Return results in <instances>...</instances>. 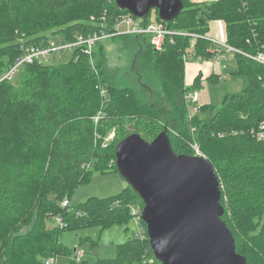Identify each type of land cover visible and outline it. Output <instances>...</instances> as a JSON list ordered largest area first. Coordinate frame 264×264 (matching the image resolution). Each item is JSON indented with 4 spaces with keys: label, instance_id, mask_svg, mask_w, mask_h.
<instances>
[{
    "label": "trees",
    "instance_id": "16d2710c",
    "mask_svg": "<svg viewBox=\"0 0 264 264\" xmlns=\"http://www.w3.org/2000/svg\"><path fill=\"white\" fill-rule=\"evenodd\" d=\"M182 2V12L165 22L166 27L197 35L196 39L167 37L163 48L156 50L141 35L116 38L125 39L121 42L124 49L144 44L161 62L158 72L176 120L181 122L175 137L167 133L174 153L194 156L187 144L189 137L200 142L201 149L213 144L225 153L221 170L208 158L222 184L223 220L233 233L237 252L248 264H264V233H250L264 214V63L256 60L259 54L264 55V0ZM196 6L197 10H192ZM91 8L99 13L97 24L90 22ZM128 13L119 10L115 0H0V73L25 48L46 44L49 37L45 33L59 22H66L65 40L72 42L78 36L100 34L105 26L113 32L117 19ZM156 17L161 21L158 12ZM214 20L226 23L227 43L236 50L238 74L246 76L248 82L240 92L223 96L221 107L209 122L204 124L196 116L188 123L186 95L198 91L201 83L196 80L185 87L183 56L194 40L197 57L212 56L206 35ZM104 41L99 40L93 51L94 66L80 49L68 63L25 65L29 90L23 98L17 97L19 86L13 82L0 84V264H76L75 249L62 243V232L125 224L131 219V204L144 207L131 186L113 198L92 197L77 207L62 206L66 198L71 199L75 187L94 172L110 173L108 165L119 173L117 162L110 164L108 160L116 159V147L123 139L139 134L152 142L166 131L161 112L142 103L137 92L124 86L117 71L107 65ZM142 50L136 59L146 57L145 48ZM121 98L131 99L139 112L133 109L122 118L127 106ZM147 108L150 114L145 113ZM207 108L200 107V113H206ZM114 128L118 136L107 140L106 134ZM105 162L108 164L102 167ZM51 218L56 222L53 228L47 225ZM27 226L30 229L22 234ZM134 263L162 264L155 258L148 237L132 236L117 247L116 258L96 262Z\"/></svg>",
    "mask_w": 264,
    "mask_h": 264
},
{
    "label": "water",
    "instance_id": "95a60500",
    "mask_svg": "<svg viewBox=\"0 0 264 264\" xmlns=\"http://www.w3.org/2000/svg\"><path fill=\"white\" fill-rule=\"evenodd\" d=\"M119 10L146 20L152 10L175 20L182 0H115ZM117 169L143 201L142 220L162 264H248L223 220L222 186L212 163L177 155L166 131L152 142L139 134L116 147Z\"/></svg>",
    "mask_w": 264,
    "mask_h": 264
},
{
    "label": "rangeland",
    "instance_id": "374dc122",
    "mask_svg": "<svg viewBox=\"0 0 264 264\" xmlns=\"http://www.w3.org/2000/svg\"><path fill=\"white\" fill-rule=\"evenodd\" d=\"M197 8L198 6L194 7L192 10H197ZM75 14L80 15L78 12H76ZM75 14L73 13L72 18L76 17ZM97 15H99V13H95V11L91 8L88 15L90 22L92 21L93 24H97V21H95V19L97 18L98 20L100 18ZM150 16V21H154V19L157 20V11L152 10ZM69 18L71 19V17ZM143 21L145 22V20ZM65 26L66 22H59L57 25L49 28L45 35L49 37V40L61 44V42L66 41V36L64 35L65 32L63 30ZM106 27L107 26H105L104 28L101 27L102 29H100L99 31L100 34L104 33L111 37L108 40L104 41L107 53V65L111 69L117 71L119 79L124 86L131 87V89L137 92L142 103H148V105L152 104L161 112V121L165 124L166 132L170 137H175V133L177 131L176 127L180 126L181 122L179 121L180 119L176 120L174 107L172 106L168 98L165 88V82L158 72V68H160L161 62H159L157 56L151 53L149 49L142 43H140L137 48L124 49L121 42L125 39L116 38L123 35H114L116 31L110 32L106 30ZM127 29L128 26L126 24H122L120 26L121 31H126ZM65 43H69V41H66ZM143 47L145 48L144 54L146 55V57L136 59V56L137 54H139V52H141L140 54H142L144 50H142ZM82 48L83 47H79L76 50H82ZM95 48L96 46L94 47V50ZM74 50L75 48L63 49L58 55H53L51 57V64L68 63L73 57V54L76 52V50ZM3 59L7 61L6 58ZM94 62L95 61H93V59L91 58V64L93 66ZM227 64L229 65V68L227 69L228 80L226 82H220L218 85L217 82L210 84L206 83L197 92L194 91L197 94L196 104L197 106H199V112L192 111V113L194 114L193 117L190 118L188 111V120H186L188 123H190L193 118L198 116L200 121L206 124L211 120L213 115L221 107V102L223 99L222 97L226 92L230 93L231 88H233L232 91L234 93L240 92L247 85L246 76L233 75V71L238 70L236 55L231 54ZM231 66H233L234 68H230ZM22 72L23 68L20 69L19 73L12 81L17 87L19 86V92L17 93L18 98H23L24 94L29 90V75L25 71L23 73ZM190 92L191 91L187 93V96L190 94ZM222 92H224L223 95ZM121 99L127 106L124 111L122 110V118L126 117V114H130L133 109L135 110V112H139L138 105L132 104L131 99H129L131 101V104L128 103L129 100H125L124 98ZM117 100L118 99L114 98L113 101H115V103H118ZM205 105H207L208 108L205 111L206 113L202 114V112L200 113V107H203ZM144 111L147 114L151 113L150 108H147ZM189 131L193 136L195 132L194 128L191 127ZM118 134L119 133L117 131V128H114L106 134L108 135L107 137L106 135L104 137H106L107 140L113 141L115 137L118 136ZM199 143L192 137H189V139L187 140V144L192 150L194 156L211 159L214 164H216L217 169L221 170V166L224 165L223 156H226L225 153L221 151L220 147L218 146L214 148V146H212L213 144L211 146L205 147V150L201 149ZM196 147H199V150H197ZM211 151H214L213 156L210 154ZM197 154L202 156H199ZM114 162L116 164L117 159L108 160V163L110 164H113ZM108 163L105 162L102 167L106 166ZM107 167L109 170H111L110 173L94 172L90 179L85 180L84 182L77 185V187H75L72 192L71 199L69 200L70 207H77L79 204L86 202L92 197L103 199L119 196L129 186V182L124 179L118 172H113V169L108 165ZM133 220L134 219L131 217V219L125 224H115L103 230L98 227H87L79 230L68 229L62 232L61 241L64 245L69 246L71 249H76L74 255L77 254L78 251L83 252L82 260L87 261L89 264H96L99 259H114L117 257V247L125 243L133 235H136L139 229ZM55 224L56 222L53 218L47 221V225L49 228H53ZM256 224H258L256 230L250 233L253 235L263 234L264 214H262L259 219L256 220ZM29 229L30 227L28 226L24 227L22 234H26ZM1 247L2 246L0 243V251L2 250ZM65 260L66 258L62 259L61 262H64Z\"/></svg>",
    "mask_w": 264,
    "mask_h": 264
},
{
    "label": "built area",
    "instance_id": "2783aa9c",
    "mask_svg": "<svg viewBox=\"0 0 264 264\" xmlns=\"http://www.w3.org/2000/svg\"><path fill=\"white\" fill-rule=\"evenodd\" d=\"M122 24H126L128 26V29L126 31H121L120 26ZM116 31L114 35H141L146 38H148L150 44L152 47L156 50H161L163 48V44L165 42V39L167 37H173V36H180V37H187V36H194V39H196L198 36L185 33V32H179V31H170L167 29L165 22L158 21L154 19V21H150L148 24H145V22L135 17L134 15L128 13L125 15L120 16L117 19V23L115 25ZM113 31V32H114ZM111 37L109 35H106L104 33L102 34H95L93 36H88L87 38H83L82 36H78L76 40L69 41V43H65L66 41L61 42V44L48 40L46 44L41 45H31L24 49L23 53L17 60L11 64L5 67V69L0 73V84L5 82H12L14 78L19 73L20 69L23 68L25 65L39 63L42 65H48L51 64V57L53 55H58L63 49H73L75 50L79 47L82 48V52L85 55L90 56L92 58L94 47L96 46L97 42L99 40H107ZM195 40L193 41L192 46L186 51V53L183 56V59L185 62L195 59V58H203V57H197L194 53V45ZM74 50V51H75ZM235 53L236 50L232 47H230L226 42H221L218 40L212 41V47L208 50V52L212 55L211 57L218 58L223 55V53ZM256 60L264 63V55L259 54L256 57ZM101 93L103 96H105V91L101 89ZM186 102L187 107L189 111V117H193V112H199L198 107L196 105L197 102V94L194 91H191L190 94L186 95ZM98 118H96V121ZM264 126V122L262 123ZM197 150H199V147H196ZM199 155V154H197ZM202 156V155H199ZM62 206L67 208L70 207V201L69 199H65L62 203ZM131 217L134 219L133 221L136 223V226L139 228L136 235H133L137 238L144 239L147 238V231L146 227L144 226V222L142 220V210L143 207L139 203L131 204L129 206ZM57 224L64 228V223L61 219H57ZM76 252V249H75ZM82 256L83 252L78 251L77 254H75L74 261L76 264L82 263ZM53 260H50L49 263H53Z\"/></svg>",
    "mask_w": 264,
    "mask_h": 264
},
{
    "label": "crops",
    "instance_id": "0c3cea01",
    "mask_svg": "<svg viewBox=\"0 0 264 264\" xmlns=\"http://www.w3.org/2000/svg\"><path fill=\"white\" fill-rule=\"evenodd\" d=\"M193 1L195 3H211L218 0H193ZM206 39L209 42V46L207 50L211 49L213 40L226 42L227 41L226 23L222 20L211 21L209 24V32L206 35ZM231 54L234 55V53H228L224 51L223 55L218 58H215V56L209 58H195L185 62V69H184L185 87H191L196 80L200 81L201 87L206 83L210 84L217 82L218 85L220 82H226L228 80L227 69L229 68L227 62L229 61V57L231 56ZM230 68H234V67L231 66ZM238 72H239V67L237 71H233V75H239ZM232 90L233 88H231L230 93H234ZM223 93L224 92H222V95Z\"/></svg>",
    "mask_w": 264,
    "mask_h": 264
},
{
    "label": "bare ground",
    "instance_id": "6f19581e",
    "mask_svg": "<svg viewBox=\"0 0 264 264\" xmlns=\"http://www.w3.org/2000/svg\"><path fill=\"white\" fill-rule=\"evenodd\" d=\"M180 32V31H179ZM194 35V34H193ZM190 37H193L194 38V36H190ZM74 258H75V255H74Z\"/></svg>",
    "mask_w": 264,
    "mask_h": 264
}]
</instances>
